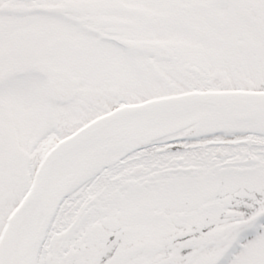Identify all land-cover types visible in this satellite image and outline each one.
Listing matches in <instances>:
<instances>
[{
	"label": "snow or ice",
	"instance_id": "snow-or-ice-1",
	"mask_svg": "<svg viewBox=\"0 0 264 264\" xmlns=\"http://www.w3.org/2000/svg\"><path fill=\"white\" fill-rule=\"evenodd\" d=\"M0 264H264V0H0Z\"/></svg>",
	"mask_w": 264,
	"mask_h": 264
}]
</instances>
